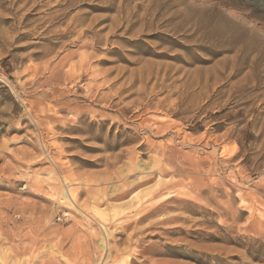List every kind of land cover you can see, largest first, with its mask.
<instances>
[{"label":"rangeland","instance_id":"1","mask_svg":"<svg viewBox=\"0 0 264 264\" xmlns=\"http://www.w3.org/2000/svg\"><path fill=\"white\" fill-rule=\"evenodd\" d=\"M0 264H264V0H0Z\"/></svg>","mask_w":264,"mask_h":264},{"label":"bare ground","instance_id":"2","mask_svg":"<svg viewBox=\"0 0 264 264\" xmlns=\"http://www.w3.org/2000/svg\"><path fill=\"white\" fill-rule=\"evenodd\" d=\"M100 211V210H99Z\"/></svg>","mask_w":264,"mask_h":264}]
</instances>
